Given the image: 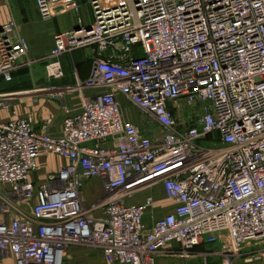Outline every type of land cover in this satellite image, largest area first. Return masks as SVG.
Wrapping results in <instances>:
<instances>
[{"label":"built area","instance_id":"2783aa9c","mask_svg":"<svg viewBox=\"0 0 264 264\" xmlns=\"http://www.w3.org/2000/svg\"><path fill=\"white\" fill-rule=\"evenodd\" d=\"M33 1L42 20L78 8ZM88 4L90 23L77 17L55 35L45 73L61 78L62 53L96 46L84 85L92 93L76 111L63 107L56 135L52 121L37 130L30 117L0 120V264L8 255L65 264L73 246L111 264L264 257V0ZM28 51L13 22L0 26L5 81ZM49 154L66 162L35 182L38 158ZM91 181L102 198L86 205ZM156 185L174 208L146 221Z\"/></svg>","mask_w":264,"mask_h":264},{"label":"crops","instance_id":"0c3cea01","mask_svg":"<svg viewBox=\"0 0 264 264\" xmlns=\"http://www.w3.org/2000/svg\"><path fill=\"white\" fill-rule=\"evenodd\" d=\"M11 1L16 2L13 6V12L9 11L5 4L0 2V26L4 22H9L12 18H14L12 20L15 21L14 24H16V28L19 30L18 32L28 41L29 56L43 53L47 46L52 44V37L55 34V31L60 33L74 28L77 23V17L81 18L84 24H88L91 21L90 12L86 13L85 10L84 12H81L80 15L69 12L56 16L53 19L38 21L37 18L39 17V12L33 0ZM93 47L95 48V52L97 54L96 46ZM134 49L135 54H138V46H135ZM109 54L110 52H104L102 55L107 56ZM25 67L27 68H24L26 69L24 72L26 71L28 76L34 77L45 75V69H43V67L39 64H34L33 68L28 65ZM22 70V67L17 69L13 73L10 81L5 82L0 77V120L9 121L13 118L30 117L34 122L35 129L37 130H40L41 125L46 121H52L48 130L54 135L58 134L61 130V119L64 116L62 106H59L52 101H48L46 103L41 102L40 104L35 105L29 97H24L23 99L21 98L22 100H20V98L8 97L13 88L7 86L12 83L14 76L19 74ZM87 74L88 72L86 75ZM60 114L62 117L59 116ZM132 121L138 123V112L135 109H132ZM65 162L66 160L64 158L55 154L40 156L38 158L40 171L32 176L33 180L35 182H42L47 174L57 171L58 168ZM96 186V182L85 185L84 190L86 195L95 189ZM151 191L154 194L155 204L154 207L145 215L146 221H151L153 218L162 216L174 208V202L165 195L161 186L156 185ZM145 193L147 192L144 191L139 196L138 193H136L133 197L129 198V200L132 202H138L142 198L141 195L143 196ZM84 258H87L86 264H111L105 259L101 252L79 246H73L70 248L65 263L69 264L68 261L71 259H78L79 263L85 264L84 262H81ZM4 264H14L13 257L8 255L4 260Z\"/></svg>","mask_w":264,"mask_h":264},{"label":"rangeland","instance_id":"374dc122","mask_svg":"<svg viewBox=\"0 0 264 264\" xmlns=\"http://www.w3.org/2000/svg\"><path fill=\"white\" fill-rule=\"evenodd\" d=\"M75 1H77L76 4L78 8L76 10L77 12L72 11L73 14L80 15V13L84 12V10L86 13L90 12L88 0ZM0 2L5 4L6 8L9 11H14L13 6L16 2H12L11 0H0ZM12 19L9 22L15 23V21ZM37 20L42 21L40 14ZM6 23L8 22H4L3 24ZM15 29L19 31L16 28V24ZM57 34L58 31H55V34L52 37V44L47 46L43 53L32 56H29V54H27L26 57L23 58L22 65L25 64L24 67H22L23 70L19 72V74L14 76L12 83H10L8 86L5 85L7 87L13 88V90L10 91V95L8 96L9 98H20V100H22L24 97H29L35 105L40 104L41 102L46 103L48 101H52L58 104L59 106H62V108L64 106H67L69 111L73 112L79 108L80 97H84L87 94L92 93V91L87 90L84 85L85 81L90 75V71L93 66V60L96 55L95 48L93 46L78 47L72 49L71 51L62 53L58 57V60L61 64L63 76L59 79H51L47 77L46 73L42 76L31 77L26 74V71L24 72V70H26L24 68H27L25 67L27 65L33 68L34 64H39L43 67V69H45L47 61L50 60L48 54L53 47L54 37ZM86 71L88 72L87 75ZM61 114L59 116L62 117ZM144 123V118L140 115V113H138V124L144 125ZM92 183H94V181L90 182V184ZM4 192L5 190L0 188V194L4 195ZM85 196L86 205L100 202L99 200L102 198L100 182L97 184L95 189L90 191ZM245 253L246 252L242 253V255ZM253 255L254 254L246 253L244 257H251ZM250 259L251 260L246 261L242 258H239L235 260L233 264H264V257ZM86 261L87 258H84V260H82L81 262H84L86 264ZM68 262L69 264H82L78 262V259H71ZM207 262H211L209 258L207 259Z\"/></svg>","mask_w":264,"mask_h":264},{"label":"trees","instance_id":"16d2710c","mask_svg":"<svg viewBox=\"0 0 264 264\" xmlns=\"http://www.w3.org/2000/svg\"><path fill=\"white\" fill-rule=\"evenodd\" d=\"M136 55H138L137 53H136ZM1 77V76H0ZM2 78V77H1ZM3 79V78H2ZM3 81H5L4 79H3ZM6 82V81H5Z\"/></svg>","mask_w":264,"mask_h":264}]
</instances>
